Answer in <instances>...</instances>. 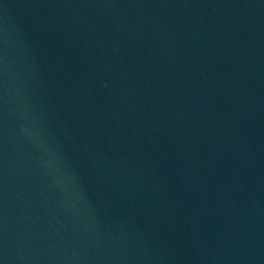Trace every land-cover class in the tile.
<instances>
[{
  "label": "water",
  "instance_id": "95a60500",
  "mask_svg": "<svg viewBox=\"0 0 264 264\" xmlns=\"http://www.w3.org/2000/svg\"><path fill=\"white\" fill-rule=\"evenodd\" d=\"M0 264H264V0H0Z\"/></svg>",
  "mask_w": 264,
  "mask_h": 264
}]
</instances>
